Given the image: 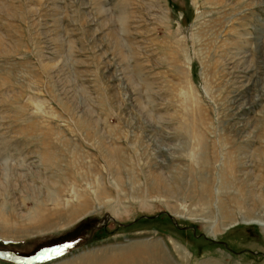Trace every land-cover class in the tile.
Segmentation results:
<instances>
[{
  "label": "rangeland",
  "instance_id": "obj_1",
  "mask_svg": "<svg viewBox=\"0 0 264 264\" xmlns=\"http://www.w3.org/2000/svg\"><path fill=\"white\" fill-rule=\"evenodd\" d=\"M257 221L264 0H0V264H264Z\"/></svg>",
  "mask_w": 264,
  "mask_h": 264
},
{
  "label": "bare ground",
  "instance_id": "obj_2",
  "mask_svg": "<svg viewBox=\"0 0 264 264\" xmlns=\"http://www.w3.org/2000/svg\"><path fill=\"white\" fill-rule=\"evenodd\" d=\"M263 160V159H262ZM236 173L233 171L232 172V174H231V171H230V175H227V177H225L224 178V186L226 187V188H232L233 187V183L237 180V176L235 175ZM231 175H232V177H231ZM229 177H231V178H229ZM243 184V183H242ZM241 184V185H242ZM251 185V184H250ZM234 186H235V184H234ZM243 187H244V185H243ZM257 186H253V191L252 192H255V190L257 189L256 188ZM245 188H248V185L247 184H245ZM228 191V190H227ZM249 194V193H248ZM248 194H244V195H240V197H241V199H239L237 202H235V205H234V209L237 207V208H245V206L244 205H247V204H249V202L251 201V202H253V201H255V200H253V199H251V198H248L247 196H248ZM204 199V198H203ZM249 200V201H248ZM256 202H258V201H256ZM254 203L253 204V206L254 207H257V205H258V203ZM253 207V208H254ZM224 208V207H223ZM59 211V210H58ZM250 211V210H249ZM252 211V210H251ZM36 214V213H35ZM55 214V213H54ZM58 215V214H57ZM48 215H46V217H47ZM71 216V215H70ZM64 217V216H63ZM31 218V217H30ZM53 218V217H52ZM56 218V217H55ZM75 218V215L74 216H72V217H70L69 219H67V220H65V221H68L67 222V224H65V226L66 225H69V223H71V221L73 220ZM234 218V213H233V210H230L229 211V213L227 212L226 213V215H224V217L221 219L222 221H231L232 219ZM39 219V218H38ZM41 219V218H40ZM65 219V218H64ZM33 221V220H32ZM32 221H31V223H32ZM40 222V221H39ZM57 222V221H56ZM33 223H34V221H33ZM36 223H38L37 221H36ZM250 224H257V225H259L260 227H262V229L264 230V222L262 221V222H260V221H257V222H253V223H250ZM3 225H5V224H3ZM15 225H17V224H15ZM21 224H19V226H20ZM24 225V224H23ZM29 225V224H28ZM31 225V224H30ZM32 225H34V224H32ZM31 225V226H32ZM57 224L54 222V220H52V219H50L49 221H47V222H45V223H43V224H40V225H37L36 224V226L35 227H33L32 228V230H29V232H25V236L24 237H29L30 235H31V233L32 234H42V233H47V232H52V231H56V229H57V226H56ZM234 225H236V224H233V226ZM5 227V226H4ZM22 227V226H21ZM8 228V227H7ZM16 228V227H15ZM20 228V227H19ZM28 228V227H27ZM24 229H25V225H24ZM24 229H23V231H24ZM17 230V229H16ZM15 230V231H16ZM10 231V230H9ZM21 232L18 230V232H17V234H20ZM162 252H164V251H162ZM164 255H166V254H164ZM167 256V255H166ZM148 258H151L152 259V255L151 254H149V256H148ZM165 258V257H164ZM95 264V263H94ZM166 264V263H165Z\"/></svg>",
  "mask_w": 264,
  "mask_h": 264
},
{
  "label": "crops",
  "instance_id": "obj_3",
  "mask_svg": "<svg viewBox=\"0 0 264 264\" xmlns=\"http://www.w3.org/2000/svg\"><path fill=\"white\" fill-rule=\"evenodd\" d=\"M148 248V247H147Z\"/></svg>",
  "mask_w": 264,
  "mask_h": 264
}]
</instances>
